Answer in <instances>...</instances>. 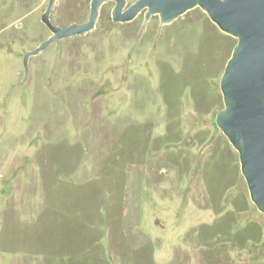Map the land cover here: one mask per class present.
Here are the masks:
<instances>
[{"label":"rangeland","instance_id":"obj_1","mask_svg":"<svg viewBox=\"0 0 264 264\" xmlns=\"http://www.w3.org/2000/svg\"><path fill=\"white\" fill-rule=\"evenodd\" d=\"M49 2L0 0V264H49L98 207L106 264H264V211L216 122L239 37L201 6L121 22L107 0L100 28L27 56L55 34ZM91 2L49 19L84 23Z\"/></svg>","mask_w":264,"mask_h":264},{"label":"water","instance_id":"obj_2","mask_svg":"<svg viewBox=\"0 0 264 264\" xmlns=\"http://www.w3.org/2000/svg\"><path fill=\"white\" fill-rule=\"evenodd\" d=\"M51 1L43 19L55 34L27 56L66 35L100 28L102 3L107 0H92L89 20L65 28L49 19ZM116 1V21H132L148 8V16L159 13L167 24L201 6L220 29L239 37L221 78L226 106L216 122L238 149L252 198L264 211V0H136L130 5L129 0Z\"/></svg>","mask_w":264,"mask_h":264},{"label":"trees","instance_id":"obj_3","mask_svg":"<svg viewBox=\"0 0 264 264\" xmlns=\"http://www.w3.org/2000/svg\"><path fill=\"white\" fill-rule=\"evenodd\" d=\"M226 34H223V36H225ZM227 37V36H226ZM230 150V147L228 150H224V151H220V154H215L217 156H219V160L221 159H227V154L228 151ZM216 153V152H215ZM56 204H50L48 209H53V206H55ZM55 210V209H54ZM100 210L101 213H103L104 209H102V207H98V216L99 219L96 220V216H94L93 214L91 215L92 220H82L80 223H82L84 226V230H81L82 232L85 231V229H93L95 234L93 235V237L91 238H87V237H80L79 235H81L80 231L78 233H76L72 238L74 239H70L72 240L71 246L70 243L65 245L64 247V251L58 252L56 250V248H54L53 243H55L57 237L55 239H53L52 241L49 242V244H52L50 246L44 247L43 246V251L41 252L43 257L46 258L47 262L49 264H85V262L87 261V264H106L108 261L106 260V252L104 249V245L101 244V238L104 236V230L102 229V225L104 224L105 220H104V216L102 215V218H100ZM80 213V212H79ZM94 214H96L94 212ZM97 215V214H96ZM73 219L69 218V220H67L65 223V230L67 232V235H72L77 229L71 225ZM54 228L56 226H53ZM50 228H46V231H48ZM54 231V230H53ZM52 230L50 229L49 232L46 235L51 234ZM53 233H55V235L57 236L56 232L54 231ZM65 235V234H64ZM81 238H83V240H81ZM75 244V247H74ZM53 247V248H50ZM92 248V249H91ZM77 251V253L80 255L79 260H74V256H77L76 254H74V251ZM91 252H90V251ZM151 253V251H150ZM89 254V255H88ZM77 262V263H75Z\"/></svg>","mask_w":264,"mask_h":264}]
</instances>
